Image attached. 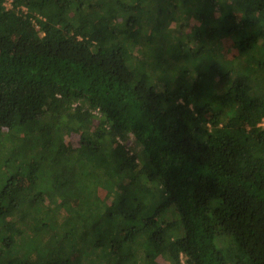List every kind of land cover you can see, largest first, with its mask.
<instances>
[{"label": "trees", "instance_id": "1", "mask_svg": "<svg viewBox=\"0 0 264 264\" xmlns=\"http://www.w3.org/2000/svg\"><path fill=\"white\" fill-rule=\"evenodd\" d=\"M11 1L0 148L23 158L0 156V264H264V0ZM117 179L140 215L99 199Z\"/></svg>", "mask_w": 264, "mask_h": 264}, {"label": "rangeland", "instance_id": "2", "mask_svg": "<svg viewBox=\"0 0 264 264\" xmlns=\"http://www.w3.org/2000/svg\"><path fill=\"white\" fill-rule=\"evenodd\" d=\"M57 1H60L61 3H64V0H57ZM207 2V0H204ZM221 1V2H220ZM229 4H231L229 2V0H219V3L217 4V9L220 8V15H224V12L228 11L229 9ZM222 9V10H221ZM229 13V12H228ZM218 15V14H217ZM197 22L196 19H190L188 20V17L187 15L183 16L181 18V23L184 25V27H188L190 28L192 25H195ZM162 24L168 28L171 27V25L173 27H175V22L171 23V21H169L168 19H164ZM264 26V18H262L259 22V25L257 27V31L262 28ZM145 34V32L143 33ZM28 43V44H33L34 41L31 39V38H27L25 39V43ZM227 50V57L230 59L234 53V50L231 48V47H228L226 48ZM67 141L70 140V137L67 136L66 138ZM135 143V140L133 137H131L130 139H128L127 141V146H131L132 144ZM125 144V142H124ZM127 149V148H126ZM51 155H54V153H52ZM0 156H1V159H9V158H12V162L14 163V165H17L20 160L23 158V154H21L20 152H15L13 153L12 151H7V149H2L0 148ZM99 162V161H98ZM97 162V163H98ZM96 165H99V164H96ZM115 181V188H114V192H110L108 190H105V189H100L99 190V193H98V196H99V199L104 203V204H110L112 203L116 198L120 199V200H123V201H126L128 203H130L131 205H133L134 207V211L136 214L140 215V212L146 207V205L144 203H141V202H137V203H134L132 199H130L123 191L126 187V182H122L120 179H117V180H114ZM160 181V180H159ZM158 182V181H156ZM160 185L159 183H151L150 184V189H152L157 195H159V193L161 192L160 191ZM46 198V197H45ZM146 203H148V201L146 200L145 201ZM38 205H40L41 207H46L48 208V210H50V214L52 215H57L59 216L60 219H64L68 212L70 211H74L75 210V207L76 205H72L71 207L67 208V207H63L60 205V202L58 201H55V202H49L47 199L43 200H39ZM145 205V206H144ZM54 212V213H52ZM168 212L169 214H166L165 215V218L167 219V224L171 225V226H177L178 224V221H177V213L173 210V208H169L168 209ZM72 213V212H70ZM69 213V214H70ZM13 215H15V213H13L11 216L8 217V220H7V227L5 228V233L6 235H10V239H12L13 241L14 240H17L18 238V234L16 232H11L10 229H9V226L12 227V219L13 218H16V216L13 217ZM18 215V213L16 214ZM11 217H13L11 219ZM156 220L157 218H155V223H156ZM159 221V220H158ZM158 224V223H157ZM153 226V227H152ZM150 226L151 228H149L147 230V233L151 232L154 228V225ZM147 233L145 234V236L147 235ZM220 234V232H218ZM13 234V235H11ZM13 236V238H11ZM143 236V237H145ZM230 241L229 238L227 237H221V236H217V240H216V243L217 245L220 244V243H223V244H228V242ZM52 243V242H51ZM86 249L85 251H90L91 247L90 245L88 244L87 246H85ZM224 255H226V261L228 264H233L232 262H234L235 264H242V259H240L238 257V255L236 254L235 250H234V247H230L228 249V252L225 254L223 253ZM235 256V257H234ZM234 258V259H233ZM82 261L83 258H82V255H81V252H78L75 254L74 256V264H82ZM182 261L184 262V258L182 259ZM169 264V263H168Z\"/></svg>", "mask_w": 264, "mask_h": 264}, {"label": "built area", "instance_id": "3", "mask_svg": "<svg viewBox=\"0 0 264 264\" xmlns=\"http://www.w3.org/2000/svg\"><path fill=\"white\" fill-rule=\"evenodd\" d=\"M11 3H12V1H11V0H7V3H6V5H7V6H11ZM23 10H25V8H24Z\"/></svg>", "mask_w": 264, "mask_h": 264}]
</instances>
